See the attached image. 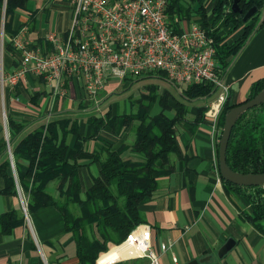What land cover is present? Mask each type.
Returning a JSON list of instances; mask_svg holds the SVG:
<instances>
[{
	"label": "trees",
	"instance_id": "trees-1",
	"mask_svg": "<svg viewBox=\"0 0 264 264\" xmlns=\"http://www.w3.org/2000/svg\"><path fill=\"white\" fill-rule=\"evenodd\" d=\"M26 1L0 0V8L6 10L5 28L10 38L5 45L15 61L17 52L12 39L20 29L10 32L8 19L17 9L25 7ZM208 2L213 4L212 21L207 14ZM233 4L234 0H189L187 5L181 0H171L168 10L172 20L178 15L185 16L186 12L201 15V27L214 41L222 78L226 77L252 38L264 28V0H239L242 13H235ZM253 7H257L258 12L244 22L245 14ZM221 22L230 30L226 36L219 34ZM238 30L241 33L237 40L228 43L226 37ZM144 78L165 81L174 87L175 93L164 89L159 95V86L151 85L137 102L132 101L129 113L114 115L112 105L104 114L91 112L88 117L92 128L89 137L80 134L79 119L68 112L52 114L49 121L30 132H27L28 123L9 119L12 136L9 143L5 141L0 146V175L5 181L0 193L13 197L18 195L20 188L27 197L30 214L45 207L56 208L64 218L65 233L76 244L78 264H96L100 255L112 245L123 243L136 227L145 224L143 205L158 194L161 181L174 171L170 157L180 154V127L195 132L203 125L207 103L219 92V87L212 83L178 86L162 72L135 81L127 80L136 82ZM263 89L264 79L256 81L249 99ZM111 96L105 97L102 103L105 104ZM154 105L160 108L158 113H152ZM234 106L230 100L224 106L218 121L221 131L226 114ZM121 121L124 129L134 135V141L115 148L103 138V132L108 128L116 132ZM71 135L76 137L72 146L68 144ZM90 141L98 144L90 160L83 162L81 156ZM217 147L219 152L218 143ZM136 156L139 157L134 158ZM227 162L238 173H264V104L248 110L238 119L232 130ZM94 165L96 173L90 170ZM85 169L89 170L88 187L84 183ZM222 184L228 195L243 196L248 200L250 210H243L242 215L264 236V186L242 187L223 179ZM17 223L22 224L23 219L18 220L16 211L0 217L3 232H9ZM51 244L53 242L49 241L48 245ZM127 246L119 248L118 256L129 254L125 249Z\"/></svg>",
	"mask_w": 264,
	"mask_h": 264
},
{
	"label": "crops",
	"instance_id": "crops-1",
	"mask_svg": "<svg viewBox=\"0 0 264 264\" xmlns=\"http://www.w3.org/2000/svg\"><path fill=\"white\" fill-rule=\"evenodd\" d=\"M181 2L187 5L189 0ZM206 6L208 18L212 21L213 4L208 2ZM5 13V7L0 8V70L4 65L5 73L12 74L20 63L15 61L13 53L5 45L10 41L6 34ZM72 17L73 8L69 0H27L25 7L17 9L8 19L9 30L16 32L28 26V40L34 47L48 52L51 45L46 40L47 35L53 32L64 37L72 26ZM176 20L186 26L197 24L201 27L202 23L201 15L195 12L178 15L172 21ZM218 27L220 35L229 34L230 30L222 22ZM260 79H264V28L252 38L224 78L230 87L228 100L231 105L249 99L253 84ZM64 81L65 96L56 91V84L50 86L32 76L14 88H7L4 93L0 88V146L12 136L9 119L28 123L27 132H30L37 125L49 121L52 114L68 112L79 119L80 134L89 137L92 132L88 119L91 112H101L102 109L106 112L112 105L114 115L128 113L120 102L111 103L109 99L102 104L103 107L94 104L86 94L82 80L65 77ZM119 84V80L111 78L105 92L111 95L110 92H114V87L118 88ZM216 97L207 103V110ZM205 117V123L195 132L180 127V154L170 157L174 171L161 181L158 194L142 207L145 224L152 228V244L157 251L164 243L172 245L162 254L161 264H264V236L242 215L243 210H250L248 200L243 196L228 195L223 184L217 183L219 132L214 133L215 123L207 111ZM119 123L116 132L109 128L103 132V138L113 143L115 148L134 141L131 131L124 129L122 121ZM217 128L219 131L218 122ZM75 142L76 137L71 135L68 144L72 146ZM97 144L95 141L87 143L81 161L90 160ZM90 170L96 173L97 167L94 165ZM88 172V169L84 170L86 187L90 185ZM4 186V178L0 175V191ZM11 211H16L18 220L23 219V223H17L9 232L0 228V264H78L76 244L65 233L64 218L56 208L45 207L30 214L27 197L19 188L17 196L0 193V217ZM49 241L53 245H48ZM120 247L115 246L108 250L109 253L101 254L99 263L117 259L115 264L147 263L135 256L138 251L129 245L125 247L129 254L118 256ZM174 258L178 259L177 263Z\"/></svg>",
	"mask_w": 264,
	"mask_h": 264
},
{
	"label": "built area",
	"instance_id": "built-area-1",
	"mask_svg": "<svg viewBox=\"0 0 264 264\" xmlns=\"http://www.w3.org/2000/svg\"><path fill=\"white\" fill-rule=\"evenodd\" d=\"M69 2L73 8L72 26L64 37L53 32L47 35L51 45L48 52L34 47L28 40V26L22 27L12 39L20 67L6 74L1 65L2 93L32 76L50 86L56 84V91L65 96L66 77L82 80L88 97L96 100L105 92L111 78L134 80L162 72L178 86L212 83L219 87L207 115L215 123L214 133H220L217 122L229 99L230 87L222 78L214 41L205 29L197 24L186 26L178 20L172 21L168 13L171 0ZM11 160L14 169L12 155ZM216 174L221 186L219 165ZM125 244L135 247L138 251L135 256L145 259L146 264H161L162 254L172 248L164 243L157 251L152 244V229L147 224L136 227L118 247ZM174 262L178 259L174 258Z\"/></svg>",
	"mask_w": 264,
	"mask_h": 264
},
{
	"label": "water",
	"instance_id": "water-1",
	"mask_svg": "<svg viewBox=\"0 0 264 264\" xmlns=\"http://www.w3.org/2000/svg\"><path fill=\"white\" fill-rule=\"evenodd\" d=\"M239 0H234L233 11L242 13L239 8ZM258 12L257 7L250 9L244 16L243 21L247 22ZM264 104V89L259 92L254 98L248 99L243 103L234 106L225 117V123L221 139L219 142L218 165L220 176L223 180L242 187H259L264 186L263 174H242L231 169L227 162V151L232 134V130L238 119L248 110Z\"/></svg>",
	"mask_w": 264,
	"mask_h": 264
},
{
	"label": "rangeland",
	"instance_id": "rangeland-1",
	"mask_svg": "<svg viewBox=\"0 0 264 264\" xmlns=\"http://www.w3.org/2000/svg\"><path fill=\"white\" fill-rule=\"evenodd\" d=\"M240 31H241V29H240ZM240 31L238 30V31L234 32L233 34H230L228 37H226V41L228 43H234L237 40L239 34L241 33ZM133 81H135V80H133ZM119 85L120 86L118 88L114 87V89H115L114 92H110L112 94V97L109 98V101L111 103L112 102H115V103L120 102L121 106L126 108V111L128 113L132 110V104H133L132 101L135 102L138 98L141 97L142 93H146V91H149V86H151V85L159 86V89L157 90L158 91L157 94H159V95H160V93L164 92V89H168L169 91L175 93V89L171 84H169L165 81L159 80L157 78H144V79H141V80L136 81V82H131L128 80L126 82L120 81ZM108 94L105 92L102 95H100L96 100H94V104L102 106V104H103L102 102L104 101L103 99L105 97H107ZM137 105H139V104L137 103ZM159 110H160V108L157 105H154V107L152 109V113H158ZM121 112H123V110ZM97 113L101 114V113H105V111H104V109H102L101 112H97ZM222 132H223V130L221 131V133H219V136L217 137V143L218 144L220 142ZM138 157L139 156H136L134 158H138ZM119 245H114L109 250H111L113 247L119 246ZM107 252H105V253H107Z\"/></svg>",
	"mask_w": 264,
	"mask_h": 264
}]
</instances>
